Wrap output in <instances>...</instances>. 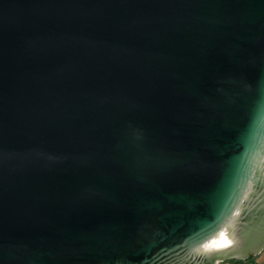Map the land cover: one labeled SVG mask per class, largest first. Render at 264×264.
<instances>
[{"label": "water", "instance_id": "obj_1", "mask_svg": "<svg viewBox=\"0 0 264 264\" xmlns=\"http://www.w3.org/2000/svg\"><path fill=\"white\" fill-rule=\"evenodd\" d=\"M263 248L264 0H0V264Z\"/></svg>", "mask_w": 264, "mask_h": 264}, {"label": "rangeland", "instance_id": "obj_2", "mask_svg": "<svg viewBox=\"0 0 264 264\" xmlns=\"http://www.w3.org/2000/svg\"><path fill=\"white\" fill-rule=\"evenodd\" d=\"M255 260L260 262V263H262L264 261V248L258 254H256L254 257L247 259L245 262H253L254 263ZM234 262H239V261H237V260L235 261L232 259V260L220 262L218 264H233ZM239 263H241V262H239Z\"/></svg>", "mask_w": 264, "mask_h": 264}, {"label": "built area", "instance_id": "obj_3", "mask_svg": "<svg viewBox=\"0 0 264 264\" xmlns=\"http://www.w3.org/2000/svg\"><path fill=\"white\" fill-rule=\"evenodd\" d=\"M236 261V260H235ZM246 260H243V261H239V262H234L233 264H256V263H253V262H245Z\"/></svg>", "mask_w": 264, "mask_h": 264}, {"label": "crops", "instance_id": "obj_4", "mask_svg": "<svg viewBox=\"0 0 264 264\" xmlns=\"http://www.w3.org/2000/svg\"><path fill=\"white\" fill-rule=\"evenodd\" d=\"M254 263H256V264H264V261L262 263H260V262H258V261L255 260Z\"/></svg>", "mask_w": 264, "mask_h": 264}]
</instances>
